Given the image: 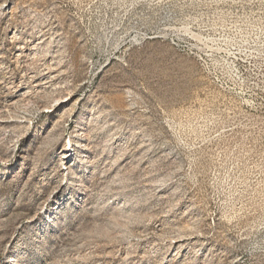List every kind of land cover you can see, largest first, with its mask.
<instances>
[{
    "label": "rangeland",
    "instance_id": "1",
    "mask_svg": "<svg viewBox=\"0 0 264 264\" xmlns=\"http://www.w3.org/2000/svg\"><path fill=\"white\" fill-rule=\"evenodd\" d=\"M0 8V264H264V0Z\"/></svg>",
    "mask_w": 264,
    "mask_h": 264
},
{
    "label": "bare ground",
    "instance_id": "2",
    "mask_svg": "<svg viewBox=\"0 0 264 264\" xmlns=\"http://www.w3.org/2000/svg\"><path fill=\"white\" fill-rule=\"evenodd\" d=\"M1 11H2V8H0V13H1ZM15 37L13 36V37H11V39L12 40H15L14 39ZM23 49H24V47H17L16 49H15V60H18V59H20L22 56H23V53H24V51H23ZM30 51V50H29ZM26 55H28V52L26 53ZM3 60H2V55H1V52H0V63L2 62ZM33 80V78H31V81ZM33 82V85L32 86H29V87H27V86H21V85H11L10 86V88L9 89H11L10 91V95H11V101H14V100H18V99H23V98H25L26 97V95L28 94V90L29 89H32V88H38V83H37V81H35V80H33L32 81ZM60 102H61V100H57V105H59L60 104ZM70 151H65L64 153H63V155L61 156V166H65L67 163H68V161H69V159H70ZM60 166V167H61ZM66 168V167H65Z\"/></svg>",
    "mask_w": 264,
    "mask_h": 264
}]
</instances>
